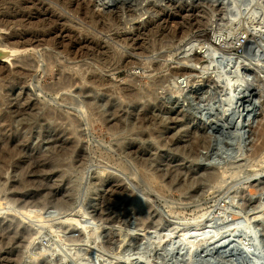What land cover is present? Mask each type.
<instances>
[{
  "label": "rangeland",
  "instance_id": "1",
  "mask_svg": "<svg viewBox=\"0 0 264 264\" xmlns=\"http://www.w3.org/2000/svg\"><path fill=\"white\" fill-rule=\"evenodd\" d=\"M36 1L39 2L38 3L39 5L37 4L36 7L29 6L30 8L24 10L26 13H29V15H27V18H24L22 20L25 21L23 22L25 25L33 24V26L31 28H25L24 26H13V28L11 27L10 30L8 31L0 32V41L3 40L4 36H8L9 35L8 33H12V32L29 37V35L40 36L41 33H42L41 35H43L44 34L43 31L46 30V34H44V36L46 35L51 36L50 40H54L57 49H51V48L49 49L47 46H45V47H37V49L35 50L29 48L28 51L23 52L21 50H23L24 48H20V52L22 54L20 53L14 54V56L10 58L11 61H9V63L8 62L1 63L2 59L0 58V86L3 87L2 91H0V96H1L0 98L1 101L3 102L2 110L9 113L15 111L14 114H16L17 109H19V111H22L25 109V107L28 104H31L32 102L37 105L36 112H38L39 114H41L42 112H54V109L59 108L58 110L59 111L61 110L62 113L69 114L71 118L75 117L76 120L75 124L77 128L75 130L73 127H71L73 125L71 126L69 124H67L68 126H66L65 124L63 125V123L62 124L60 123L61 122L60 120L57 121L52 120L53 121L52 123L49 120L46 121L47 123L46 122L41 123L34 120L27 121V118L31 116L28 113H26L24 117L22 116L14 117L16 122L14 124V127L16 128L18 126L19 130L23 132V135H21V137L13 136L10 137V139L15 140L16 137L17 140L20 141L21 143L25 142V145L27 144L26 146H28V150L25 154H22V156L20 157L16 156L18 160L15 159L16 157L10 158V160L9 158L5 159L7 162H9V165L7 166V168L3 167L0 169V171L5 170L0 173L1 174L0 175L1 177L0 178L1 181L0 182L1 183L0 184V235H3L5 233L7 234L9 232L8 234H10V237L12 238L13 236L16 237L15 238L16 241V239L21 237V235H23L22 233H24L25 239L23 241L18 242L19 244L22 242V244H20L22 246H19V244L17 245L13 241L10 242V245L5 244L2 248L0 247V252L5 254V258L3 260L4 262L1 261L0 263L1 264H7V263L8 264H23V263L24 264H57V263L69 264L70 262H72L70 264L73 263L74 264H78V263L79 264L80 263L81 264L84 263L85 264L88 263L129 264L130 262H133L134 260L138 259L139 261L138 260L137 262L134 261V264H139V263L180 264L181 262H182L181 264H185L186 262L188 264H192L193 263L192 261H194V259L190 256V254H188L187 256L186 254L187 246L185 247V249L184 246L183 248L180 247L181 249L180 251L179 247L174 248L175 246H172L169 243L170 241H168V244L170 245V250L172 247H173L172 249H174L170 251L171 255L170 252L166 251L167 246L166 247L164 246L162 250L157 245L156 246L152 245V247L150 246L149 247L152 248L151 250L154 252V253L152 252L153 253L152 255L154 257H149L150 258L149 259L147 256L145 257L140 256V254L142 253L141 251L144 250L145 248L142 249V246H140L139 248L140 250H137V248L135 250L136 246L134 247V245H136L135 244L136 237L142 236L144 232H149L148 233L149 236H152L151 233L153 232H151L152 230H149L150 229L149 227L145 228L139 226L138 224L141 220H144L145 218H147V222L149 223H151L152 221L154 222L157 221V223L159 222L160 226L163 227L164 225L166 226L164 227V230L167 231L169 230L168 233L172 230L173 234H175L173 237L175 238V236H177V234L181 230H184L183 228L188 227V225L189 226L193 225V223H195L197 220L199 221L200 218L199 216H201L204 212L209 211L207 219L204 222L206 223V225H202V228L199 229L200 231L199 233L203 235L202 237L204 238L203 241L204 244L202 243L201 245L198 244L194 246L190 241L191 239H187L188 246L190 247V249L198 248L199 250L197 258L199 260L201 259V261L196 260L197 259L196 258L195 261H198L197 264H203V263L216 264L217 262H218L217 264H221V263L264 264V260H263L264 259V247H263L264 246V231H263L264 230L263 228L264 194L261 195V193H264L263 191L264 186L262 187V185L264 184V165H263L264 162L262 161L264 159V154L261 161L260 158H257L259 159L258 162L257 159L254 161L250 160V159H254L252 156L251 157L246 156L251 154L253 155V150H255L256 147L259 148L258 146L262 145L260 143L261 142L263 143V140L262 138L257 136L258 134H254V133L249 134V137L246 138L247 141H245V143L247 144L245 150L240 151V149H243L242 145L244 143V140H246L245 137L244 138L242 137V143H241L242 145L240 143H236L233 140V138L232 139L229 138L231 135L230 133L235 132L232 130L229 123L228 124L223 122L214 123L216 118L215 116H217V114L219 113L220 107L222 112L224 110L223 104L220 103L221 100L224 98L223 96L225 95V93L227 94L226 92L227 90L226 88H224V85L221 86V84L223 83L222 82L223 78L224 80L225 78H230L231 79L230 82H233V84H235L234 82H236L235 79L236 75L233 74L235 70L234 67L235 65L233 64L236 63L237 61L240 62L241 59L251 60V57L249 58L248 56L249 55L252 56L254 55V53L256 54L257 52L256 47L253 49L256 51L253 50H252L253 52L247 51L245 47L248 40L255 39L258 43L260 42L262 43L263 46L261 45V43L260 45L258 44V46H262L259 47V49L262 51V55L260 56V59L263 58L262 67L264 68V50H263L264 49V0H210V1L194 0L191 3L188 2L184 3V1H179V0H137V1L134 0V2L133 0L132 1L119 0L115 4L109 7L107 6L106 8L101 7V5L98 6L95 3V0L94 1L92 0V2L90 0H44V2L43 0L41 1L36 0ZM17 2L18 0H0V11L4 12L12 7L18 9ZM25 7L26 5H24L23 8ZM42 12L44 15L42 14ZM45 13H49L53 18L50 19L45 15ZM63 16L67 17L68 19L67 18L64 19ZM55 17H57L59 21L53 22L52 19L55 20ZM64 20H66L67 22H64ZM101 22L103 25H101ZM50 23L52 24L53 27L50 26L51 25ZM114 23L115 24L117 23L116 24L117 26ZM104 28H106V30H103ZM47 30L49 31L50 34L48 33ZM50 30L53 32H50ZM248 31L249 34L244 33ZM86 33L88 34L89 39L93 38V40L95 39V41H99V44L102 45V49L110 48V50H108L110 53L114 52V54L116 55L117 53H119L117 56L120 58V62L122 63H119L118 64L119 66L115 67L117 63L110 62L109 64L106 65L108 66V69L106 66H102L103 68L101 69H103V71L102 70L100 71L97 68L98 69L97 71H95L96 69H93L94 71L93 73L92 68H95L96 66L95 59L93 58H99L100 52L96 54L91 52L93 54L89 55L91 54L90 51H88L90 49H87V45L84 44L85 43L84 37H87ZM42 39L43 37L35 38L32 44L34 46L35 44L38 45L37 43H39ZM185 41L186 43H184ZM195 42L197 45V46L195 45L194 47L195 50L196 48H198V46L200 47V45H198L199 43L201 44V47L204 48L203 50L204 53L201 55L202 58L200 57L199 66H201V68L210 67L213 60L215 63L213 64L211 69L209 68V73L204 75L205 78L203 79L202 83L204 84L206 83L207 85L203 84L204 85L203 86L201 85V83L200 84L198 83V81L201 80L199 78L203 77V75L201 76L200 74H198L199 77H197L198 75L196 76L193 74L194 76L197 77V78L194 77L195 82H197L198 84L196 85V88H199L201 93V94L199 93L197 96L191 95L188 89L184 88L185 85L183 84H182V87L184 88L183 93L181 94L180 92L179 93L176 92L175 90L176 87L178 89V86H181V84H178L177 86L174 83L173 79H171L175 71V68L177 70V68L180 67L181 65L185 67L187 65L189 66L190 63H187V60L189 59V55L193 56V53L195 54V50L193 49L194 52L192 51L189 53H185V51L186 49H188L189 44L191 43L195 44ZM72 43H74V46H72ZM105 43L106 45H104ZM108 45H111V47L113 46L114 48H111L110 46L108 47ZM49 53L55 56L57 55L56 58L57 66L54 68L55 73L49 72L51 75L53 74L52 76H50V74L47 73L48 71L45 66L46 62L44 61V59L49 56L48 55ZM32 56L37 58V60L39 61L38 64L40 66L37 67L38 64L37 65L34 64L33 65L34 68L31 69L32 74L31 76H29L25 74L24 72L25 69L22 66H20V63L24 61L25 58L28 59L29 61L36 62V60H33ZM121 56L124 57L122 58ZM89 57L92 58L90 59ZM137 62L139 64H137ZM185 62L187 63V65ZM92 63H94V65H92ZM150 63H152L151 65L154 68L150 66ZM246 64H248V62ZM158 65L161 66L159 68L160 70L158 69ZM61 66H63V68ZM112 67L115 68L113 69ZM253 68L254 69H252L253 71L252 75H254L253 78L255 81L256 79L258 80L256 83L259 84L258 91L260 90L261 92V88L264 87L263 85L264 69L261 68L260 65L258 66L257 69L256 67ZM90 69L92 72L90 71ZM116 69L117 71H115ZM255 69L257 71H262V73L257 72ZM150 71L151 73L149 74ZM61 72L63 73L62 75ZM80 72L81 73L84 72V75L86 76L89 75V77L92 73L93 74L99 73L98 75L103 76L105 80L108 78L107 79L108 85L102 87L101 91L99 90L100 88L97 91L93 90V87H90V85L92 86V84L88 80L89 77L84 76L83 73L80 74ZM78 73L79 76L77 75ZM228 74L230 76H228ZM150 75L152 76V79ZM81 76H84L85 79H83ZM217 76L221 79H219ZM211 77H213V79ZM64 78L65 81L68 83H65V81H63ZM217 78L219 79V81ZM18 79L19 81H21V83H23V85L18 81ZM84 80L87 81V83H89L90 85L87 84ZM154 80L156 81L157 84H154L155 83ZM182 80L183 77H181L178 82L181 83ZM59 81L61 84L59 83ZM63 83L64 85H62ZM111 83L113 85H115L116 83L115 85L116 88H114L115 86L111 85ZM151 83L153 87L150 90L149 86ZM218 83H220V85ZM172 84H173V88H171ZM125 85L128 87H132L133 89L135 88L136 91L138 90L139 97L137 100L141 99V101L138 102L136 101V103H138L137 106L136 103H134V101H132L131 99L129 100L123 99L125 100L126 103H123V101L119 100L121 99L118 98L119 97L118 94L120 92L119 89L126 87ZM108 87L111 88L108 89L111 92L106 91ZM204 87H206V89ZM210 87L213 88L209 90ZM91 88L93 91L91 90ZM103 88H105V90H103ZM145 89L148 90L146 91ZM52 90L54 91V93L51 92ZM114 90H116L115 91L116 94L114 95L113 93L114 96L112 95L110 96V94H112V91L114 92ZM143 90L144 92L142 93ZM153 90H155L153 92L154 97L152 94ZM145 91L146 93H148V95L145 93ZM93 92L95 95L92 94ZM217 92L219 95H217ZM219 92L224 95L221 96ZM243 92H242V96L245 97V99L243 100L244 106H246L248 101L254 100L252 101V103H254L256 99H258L256 97L255 98L248 97L249 95L247 91H243ZM262 92L260 93L262 95L261 97L262 101L261 99H259V102L256 101V103L257 102L260 103V105L262 106V110H260L261 111L260 113L259 111H257L259 108L257 106L258 104L257 103L255 106V110L258 113L251 122H253L252 124H254L253 126L254 129L256 128L257 131L259 130L264 132V114H262L264 113V108H263L264 90ZM213 93L214 95L215 94L216 95L214 96ZM107 94H109V96ZM149 94L150 96H152V98L149 96ZM208 95L212 97L218 96V99L216 98L218 101L215 100L218 103L216 102L211 103L207 101ZM67 96L68 98L70 97L69 99L72 98H73L72 100L76 99L77 102L79 103L87 102L89 99L95 96L101 98V101L105 100L104 102L108 100L111 101L113 99L115 100L118 99L119 100L118 105L124 104L123 106H127V107H128L127 101L128 102L132 101L131 103H133L132 106L134 105V107H131L130 105L131 103L129 102L128 108L131 109V111L134 110L133 111L134 114H132L133 112H131V115H133L132 116L133 119H136L135 114H136V110L138 109L137 107H139L140 104L139 102H141L142 104L145 102L147 104L145 105L143 104L144 106L140 104V107L143 106L145 109L146 105L152 106V109L149 111V115L150 113H152L153 116L155 115V113H157L158 116L156 115L157 119L156 116H153L155 117V123H154V119L151 120L148 118H146L147 120H143V121H140L139 119L138 120L136 119L137 121L134 120L133 124H135V126L137 125L136 126L137 129L135 127L136 129L135 133L134 131L130 133L128 131V128L123 126L122 127L123 129L127 128L124 131L130 133L127 134L122 130V128L115 130L113 127L112 128L109 127L112 124L114 125L113 122H115L116 120L115 116L110 117L111 114L110 115L106 114V116L108 117L105 120L100 119L101 120L100 121L98 120L99 119L98 116L92 114L87 109H83V110H79V112L80 113L82 112L83 114L81 113V115L77 116V112L73 111L70 105L68 106L67 103L69 102ZM146 97L149 98L150 100L146 99ZM155 97L157 98V102L156 99L154 100ZM196 97L198 99H196ZM199 100H201V103H198ZM203 100L204 103H202ZM116 101L115 103L117 105ZM152 101H155L156 104L155 102ZM62 102L67 104V106L64 105ZM104 102H102L103 105H105ZM150 102H152L153 104L152 103L150 104ZM92 103L94 104L96 103L98 107L102 106V103L101 102L97 103V100L93 101ZM206 103L208 104L206 105ZM163 104L166 107L164 108L166 109V111L169 110L168 108L172 109V111L168 114L165 111H163L162 114L161 109H163L164 107ZM153 107L154 109L155 108L156 109L154 110ZM206 107L208 108V110L206 109ZM102 108L103 107H101V109ZM2 110L0 109V114ZM102 111H104V108L102 109ZM201 112L203 114H201ZM230 112L227 109L226 113L231 114ZM89 114H91L92 117H90L91 115ZM193 114L194 116L198 115L197 117L199 116H201L202 118L205 117V119L203 118V120L206 121V123L209 121L210 124L209 127L211 128L212 126V129L217 125L223 126L224 128L222 129L224 135L212 133L210 129L208 130V126L206 127L203 124L201 125V121H197V120L192 121ZM229 114L227 115V117H229ZM85 116L86 119L88 118V122L86 121ZM25 117H26V121L24 122L25 124L27 123L26 124L27 126L25 125L26 127L21 125V121H22L21 119ZM164 117L165 120L163 119ZM175 117L178 119H181L183 117L184 120L182 119L183 120L182 122L188 123L189 127L191 126L193 128H198L199 134H204L205 132H208L209 135L214 137V140L212 142L213 148L211 147L212 149L210 148L208 151H204L202 149L200 150V152H202L204 157H209L211 159L209 160L207 159L202 162H199L198 165L199 168L202 169L205 168V170H208L207 168L208 165L215 164L214 166H215L216 174L218 175L221 173L219 176L224 181L222 179L219 180L221 181L219 183L217 182L210 183L207 181L204 182L202 181L200 183L202 190L200 191L201 193L198 194V197L197 195L196 197L195 195H192V192L191 193L189 192L190 193L189 194L188 192L179 190L177 187L174 186L171 187L167 183L168 181L165 180L167 176L166 178L163 179V181H161L162 179L160 178H159L160 180L157 179V176H161L163 174L167 175V173L170 174V172L172 173L175 172L173 175L175 174L177 175L178 169H180L181 171L188 170L191 172L193 171V168H195L197 165L196 162H191L192 158H186L185 152L182 154V152L180 151V147L183 148L184 146H188L192 143V141H190L189 136L181 140L179 148L177 146H172V144L169 143V141L171 140L176 141L182 130L181 127L175 128V126L171 127L170 129L166 128L169 124H171V121ZM247 117L248 115L246 116V124H247ZM159 118L161 121L164 122V124L163 122L161 124V121L158 120ZM107 119L109 120L106 121ZM81 120L82 122H80ZM90 120L92 121L93 124H90L89 126V122H91ZM102 121H105V123ZM136 122L137 123L139 122V124H137ZM142 122L144 123V127ZM30 123L32 125H30ZM153 123L154 125L155 124L156 125L154 126ZM59 124H61V126H63L64 129L66 128L67 131H69L67 127L69 128L71 127L72 129L70 130H75L74 135H69L71 138L66 136L61 139L62 142L64 141V143L67 144L71 140H73L77 143V146L81 145L76 148L78 149L82 148V149H80V151L76 149L75 151L76 154L74 153L69 156L66 155L62 156L61 154L60 155L56 154L54 155L53 157L54 160H53L50 157L53 155L50 151V145L52 142L58 140L57 138H59L57 137V132L58 129L62 128L59 127L60 126ZM133 124H131L132 127H134ZM1 127L2 126H0V128ZM138 127L139 130L141 127H143L141 128L140 132H138L139 131ZM54 128H57L56 134L55 132H53ZM146 128L149 129L146 130ZM248 129L249 128L246 127V130ZM242 130L243 129H241V131ZM111 131H114V133H111ZM143 131L144 133H142ZM150 131L153 135L150 133ZM79 133L80 135H78ZM118 133H121V135L120 134L118 135ZM145 134L148 135L149 139L147 137V139L144 138L145 140L144 139L141 140L140 138L135 137L136 135L137 136L141 135L143 137ZM154 134L156 136L158 135L157 138L155 137ZM150 135L152 137H150ZM159 135H161L160 140H158ZM127 136H130L131 138ZM19 138L22 139L19 140ZM51 138L52 139L54 138L56 140L54 139L52 140ZM66 138L68 141L65 140ZM78 138L80 139L78 140ZM131 139L134 142L133 144L136 143L137 145L140 143L139 145L140 146L142 145L141 146L142 149L145 148L144 150H149L151 152L149 156H146V160L147 159L149 160H147L144 165H142L141 162L137 163L138 162L137 160H136L137 162H135L134 160L129 159L131 157H129L130 154L128 155L127 153L130 151L131 145L129 144L130 141L132 142ZM117 140L119 143L116 142ZM121 141L124 142V144ZM162 141L164 142V144H166L165 142H167L166 145L167 147L164 146V148H161L163 147ZM48 142L50 143V145ZM29 144H31L30 146H32L34 149L30 147ZM126 144L128 147L126 146ZM119 148H121L120 149L121 151L119 150ZM119 151L122 154H120ZM49 152L52 155L49 154ZM79 152L85 158H82ZM242 153L243 155L245 154V156L242 155L243 158L241 156ZM39 155L41 156L42 160L43 159L45 160L42 161L41 158L38 157ZM32 157L35 158L33 159ZM46 157L48 159H46ZM126 157L131 161L127 160ZM76 158H79L82 162L79 159L76 160ZM62 159H64L65 161ZM245 159H247V162L250 161L248 162L249 164L246 162ZM47 160H51V161L48 162ZM72 160L73 163H70V161L72 162ZM38 161L42 165H40ZM14 162H16V164ZM44 162L45 164L48 163V165L47 164L44 165ZM234 162L237 163L238 167L237 165L235 166L236 163L234 164ZM238 162L239 163L242 162L241 163L242 165L239 166L240 164H238ZM259 162L263 164L261 165ZM33 163H36L38 165V169H34L36 168L37 165ZM69 163L73 165L70 166ZM77 163L79 165L82 163L83 166L82 165H80L81 167L76 166L78 165ZM243 163L244 164L246 163V165H244ZM247 164L250 167H248ZM140 165L143 166L144 168L141 167ZM147 165L150 166V168ZM232 165L235 170L239 169L240 167V170H237L239 171L238 173H236L235 171L236 173L235 174L233 169L229 170L230 168H232ZM39 168L43 170H40ZM22 169L24 172L21 171ZM212 170L213 169H210L207 172H211ZM22 172L24 173L23 175ZM229 172L230 175L227 174ZM201 173H203V171ZM222 174H224L225 176H222ZM22 177L24 182L21 183L20 181ZM136 177H140V178L136 179ZM231 177L234 178L232 179ZM25 180L27 181V183ZM194 180L195 179L191 180L190 182L192 183ZM207 184L210 187H207L206 186ZM220 184L221 186H219ZM250 185H252V187ZM203 186H205L207 189L210 188L211 192L209 191L207 192V194L204 193L205 191H207V189L204 188ZM255 186H259L262 188H260V190L257 191L256 190L257 187ZM217 187L218 189L220 187L222 188L218 190ZM259 187L257 189H259ZM125 188H126V192L124 191ZM195 188H197L196 185H194L192 190H194ZM203 189L206 190L203 191ZM250 190L251 191L253 190L252 192L255 194L254 197L249 196L250 194L247 193ZM246 193L248 194V196ZM242 194L244 197L245 196L249 198L251 197L252 202H255L253 204V206L255 205L254 206L255 208L253 206H247L245 204L246 197L245 199H243L244 197L242 196ZM236 195L238 196L240 195V197L241 196L242 197L239 199V197H236ZM62 200H67V202L65 201L64 204ZM237 200L238 201L241 200V201L238 202ZM242 201H244V203ZM140 205H143L144 207L138 208ZM168 205L170 206L168 207ZM245 206H247L248 208ZM122 209L123 210L125 209L124 212L122 211ZM119 216H121V218ZM158 216L159 218H157ZM191 219L193 220L191 221ZM212 219H214L215 221H217L218 219V222L220 221L221 223L220 222L216 223L214 227L207 229V227L209 226V222L212 223L214 222V220ZM236 220H241V222L238 224V227H241L242 231L240 234L241 235L240 241L235 242V245L236 247L237 245H239V247L242 249H244L245 247L246 248L245 254L238 257L237 251L236 253H234L235 251H228L223 257L221 256L223 258L222 259L221 257L214 255L213 250L214 251L216 250L215 247L217 248V246L220 244L222 240L231 237L230 234L236 225ZM232 221L233 223H230ZM108 224L110 225L109 226L110 228H108ZM218 224L219 226H217ZM231 224H233L234 226ZM259 225L260 226L262 225L261 228L259 227ZM77 226L79 228H77ZM220 229L222 232L221 231L219 232ZM215 231H218L219 233ZM228 231L230 233H228ZM25 232L27 234H25ZM105 232L108 235L107 234L105 235ZM157 232L158 231L155 230L153 234ZM161 233L162 232H158V234ZM221 233L222 235H220ZM16 234L18 235L16 236ZM217 234L219 235L218 237ZM70 237L72 238L70 239ZM81 238H83L84 240H82ZM106 238L109 240L107 241ZM67 240L69 242H66ZM76 240H78V242ZM167 240H171V239L170 238L168 239L167 237ZM109 241L111 243L110 245H109ZM105 242H107L108 244ZM29 243H31L32 246L31 245L29 246ZM26 244L28 245L27 247ZM205 245L209 247L207 248L205 247ZM104 246L107 247L104 248ZM70 247H72V249ZM239 247H237V249ZM124 248L126 249V251H124L125 250ZM146 250L147 249H145L144 251ZM72 252L73 254H71ZM181 252L182 253L185 252L186 255H184L183 253L184 255L183 256ZM118 253H120L121 255H119ZM159 253H162V255L164 254L165 258L164 256L162 257V255H160ZM167 253L169 254V256ZM261 253H263V255ZM74 254L75 256L72 257ZM179 254L181 257L179 256ZM101 255L102 257H100ZM258 255H262V258ZM79 256L80 257L82 256L81 257L82 260ZM182 256L183 259L185 258V260L186 259L187 260L184 261L182 259ZM258 257L260 259H256ZM78 258L80 261L78 260ZM161 258H163L164 260L163 259L161 260ZM224 258H227V260H225ZM228 258H229V262H228ZM56 259L57 260L59 259V261H56ZM181 259L183 261L180 262ZM225 261L227 263H224Z\"/></svg>",
  "mask_w": 264,
  "mask_h": 264
},
{
  "label": "bare ground",
  "instance_id": "2",
  "mask_svg": "<svg viewBox=\"0 0 264 264\" xmlns=\"http://www.w3.org/2000/svg\"><path fill=\"white\" fill-rule=\"evenodd\" d=\"M41 1V0H40ZM91 2H92V0H90ZM94 1V0H93ZM117 1H119V0H95V3L98 5V6H100L101 5V7H103V8H106L107 6L109 7V6H111V5H113V4H115ZM123 1V0H122ZM121 1V2H122ZM132 1V0H131ZM137 1V0H136ZM179 1H184V3L185 2H188V3H191V2H193L194 0H179ZM178 1V2H179ZM202 1H210V0H202ZM24 2V3H23ZM43 2H44V0H43ZM42 2V3H43ZM133 2H134V0H133ZM39 2L38 1H36V0H18V2H17V7H18V9H16V8H14V7H12V8H9L7 11H0V32H4V31H8V30H10V28L12 27L13 28V26H24L25 28H31L32 26H33V24L31 25V24H29V25H25L23 22H25V21H22L24 18H27V15H29V13H26L24 10H27L28 8H30L29 6H34V7H36L37 6V4H38ZM125 3V2H124ZM126 3H127V1H126ZM128 3H131V2H128ZM16 5V4H15ZM24 5H26V7L25 8H23L24 7ZM39 5V4H38ZM120 5V4H119ZM126 6V5H125ZM129 7V6H128ZM33 8V7H32ZM34 9H36V8H34ZM120 11H121V9H120ZM27 12H29V11H27ZM38 13V12H37ZM39 14V13H38ZM40 14H41V12H40ZM42 14H43V12H42ZM44 15V14H43ZM45 15L47 16V17H49L50 19L51 18H53L49 13H45ZM64 15V14H63ZM55 16V15H54ZM94 16V15H93ZM44 17V16H43ZM64 17V16H63ZM110 17V16H109ZM120 17V16H119ZM46 18V17H45ZM59 18V17H58ZM67 17H64V19H66ZM97 18V17H96ZM111 18V17H110ZM62 19V18H61ZM68 19V18H67ZM118 19V18H117ZM63 20V19H62ZM30 21V20H29ZM40 21H43V20H40ZM52 21L54 22V21H59L58 19H57V17H55V20H53L52 19ZM114 21V20H113ZM116 21V20H115ZM32 22V21H31ZM64 22H67L66 20H64ZM93 22V21H92ZM117 22V21H116ZM56 23V22H55ZM109 23V22H108ZM24 24V25H23ZM49 24V23H48ZM51 24V23H50ZM71 24V23H70ZM110 24V23H109ZM115 24V23H114ZM117 24V23H116ZM115 24V25H116ZM74 25V24H73ZM72 25V26H73ZM101 25H103L102 24V22H101ZM111 25H112V23H111ZM110 25V26H111ZM114 25V26H115ZM50 26H52V24L50 25ZM105 26V25H104ZM117 26V25H116ZM115 26V27H116ZM118 26H119V24H118ZM42 27H43V25H42ZM53 27V26H52ZM108 27H109V25H108ZM56 28V27H55ZM139 28H141V27H139ZM149 28V27H148ZM254 28V27H253ZM20 29H22V28H20ZM52 29V28H51ZM100 29V28H99ZM18 30H19V28H18ZM34 30V29H33ZM102 30V29H101ZM100 30V31H101ZM103 30H106V28H104ZM251 30H253V29H251ZM13 31V30H12ZM48 31V30H47ZM35 32V31H34ZM50 32H53V31H51L50 30ZM54 32H55V29H54ZM137 32V31H136ZM22 33V32H21ZM37 33H39V32H37ZM41 33V32H40ZM43 33L44 34H46V30L45 31H43ZM48 33H49V31H48ZM70 33V32H69ZM146 33V32H145ZM244 33H247V34H249V31L248 32H244ZM9 35L8 36H4L3 37V40L2 41H0V58L2 59V61H1V63H9V61H11L10 60V58L11 57H13L14 56V54H17V53H20V54H22L21 52H20V48H24L23 50H21V51H23V52H25V51H28L29 50V48L30 49H33V50H35V49H37V47H45V46H47L49 49L51 48V49H57V46H56V44H55V42H54V40H50V37L51 36H48V35H46V36H44V34L43 35H41L40 34V36L39 35H29V37H26V36H24V35H22V34H16V33H8ZM50 34V33H49ZM52 34V33H51ZM55 34V33H54ZM57 34V33H56ZM87 34V33H86ZM142 34V33H141ZM141 34H138V35H141ZM252 34V33H251ZM58 35V34H57ZM93 35V34H92ZM143 35V34H142ZM85 36V35H84ZM137 36V35H136ZM214 36V35H213ZM220 36V35H219ZM38 37H43V39L39 42V43H37L38 45H36L35 44V46L32 44L33 42H34V39L35 38H38ZM207 37V36H206ZM54 38V37H53ZM85 38V43L84 44H86L87 45V49H90V50H88V51H90V53L91 52H93L94 54H96V53H98V52H100V57L99 58H93V59H95V62H96V66H95V68H92V71H93V69H96L95 71H97L98 69L101 71H103V69H101V68H103L102 66H106L107 64H109L110 62H116L117 63V65H115V67L116 66H119L118 64L119 63H122V62H120V58L117 56L119 53H117V55L116 54H114V52L113 53H110L108 50H110V48L108 49H105V48H103L102 49V45H100L99 44V41H95V39L93 40V38L91 39H89L88 38V34H87V37H84ZM95 38H96V36H95ZM131 38V37H130ZM137 38V37H136ZM247 38V37H246ZM55 39V38H54ZM77 40V39H76ZM125 40V39H124ZM193 41V40H192ZM129 42V41H128ZM179 42H181V41H179ZM188 42V41H187ZM184 43H186V41L184 42ZM189 43H190V41H189ZM213 43V42H212ZM217 43V42H216ZM261 43V42H260ZM260 43H258L255 39H252V40H248V42H247V44H246V49H247V51H250V52H253V51H256V50H253L255 47H256V49H257V52H256V54L254 53V55H252V56H250L249 54H246V55H249L248 57L250 58L251 57V60H240V62H236V63H234L233 65H235L234 67H235V70H234V75H236V82H234L235 84H233V82H230V78H225V80H224V78H223V83L221 84V86L222 85H224V88H226V92H227V94L225 93V95L224 94H221L220 92V94H221V96L222 95H224L223 97V99L221 100V102L220 103H222L223 104V106H224V110H223V112L221 111V107H220V110H219V108H218V110H219V113L217 114V116H215L214 118H215V122L214 123H218V122H223V123H229L228 121H229V118L227 117V115L229 114H227L226 113V111H227V109H228V111L232 114L231 116H232V119H236L237 118V120H238V122L240 123V125L242 126L241 127V129H243L242 131L240 130L239 132H240V134H241V137H245V139L246 138H248L249 137V134H258L257 136L258 137H260V138H262V140H263V143L261 142L260 144H262L261 146H258L259 148H257L256 147V149L255 150H253V155H255V156H253L252 154L251 155H246V156H252L254 159H250V160H252V161H254V160H256L257 158H260V161H261V159H262V157H263V154H264V132H262V131H257L256 130V128L254 129L253 128V126H254V124H252L253 122H251L253 119H254V117H256V115H257V111H259V113L261 112L260 110H262V106L260 105V103H258L259 102V99H261V97H262V95L260 94L264 89V87H262L261 88V92H260V90L258 91V89H259V84H257L256 82L258 81L257 79H256V81L254 80V78H253V76L254 75H252L253 74V71H252V69H254L253 67H256V69L258 68V66L260 65L261 66V68H263L262 66H263V62H262V59H260V56L262 55V51L259 49V47H262L263 45H262V43H261V45L262 46H258V44L260 45ZM126 44V43H125ZM128 44V43H127ZM133 44V43H132ZM153 44V43H152ZM188 44V43H187ZM222 44V43H221ZM71 45V44H70ZM104 45H106V43L104 44ZM186 45V44H185ZM195 45H196V42H195V44L194 43H191V44H189V46H188V49H186V51H185V53H189V52H192L193 51V49H194V47H195ZM198 45H200V47L198 46V48H196V50H195V54L193 53V56H190L189 55V59L187 60V63H190L189 64V66L187 65V63H186V67L185 66H180V67H178L177 68V70H176V68H175V71H174V73H173V76L171 77V79H173V81H174V83L178 86V84H181V86H178V89H177V87H176V92H180L181 94L183 93V91H184V88H186V89H188V91H189V93L191 94V95H198L199 93H200V89L199 88H196V85H198L197 84V82H195V78L194 77H196L198 74H200L201 76L203 75V77H200L199 79H201V80H199L198 81V83L200 84L201 83V85H203L204 83H202L203 82V79L205 78V76L204 75H206L207 73H209V68L211 69L212 68V66H213V64H215L214 63V60L212 61V64H211V66L210 67H203V68H201V66H199V63H200V57H201V55L204 53V48L203 47H201V44L199 43ZM72 46H74V43H72ZM111 47V45H108V47ZM153 46V45H152ZM197 46V45H196ZM208 46V45H207ZM206 46V47H207ZM68 47V46H67ZM85 47V46H84ZM135 47V46H134ZM154 47H155V44H154ZM187 47V46H186ZM185 47V48H186ZM73 48V47H72ZM111 48H114L113 46L111 47ZM137 48V47H136ZM262 49V48H261ZM32 50V51H33ZM116 50V49H115ZM147 50V49H146ZM253 50V51H252ZM259 50V51H258ZM264 50V49H263ZM112 51V50H111ZM215 51V50H214ZM36 52V51H35ZM87 52V51H86ZM120 52V51H119ZM194 52V51H193ZM206 52V51H205ZM69 53V52H68ZM93 53H91V54H89V55H92ZM212 53H213V51H212ZM218 53H219V51H218ZM34 54V53H33ZM38 54V53H37ZM121 54V53H120ZM251 54H253V53H251ZM49 56L48 57H46L45 59H44V61L46 62V64H45V66H46V69H47V73L48 74H50V73H53L55 70H54V68L57 66L56 64V62H57V60H56V58H57V55L55 56V55H53V54H48ZM88 55V54H87ZM214 55H215V53H214ZM216 55H217V53H216ZM31 56V55H30ZM95 56V55H94ZM33 57V56H32ZM122 57V56H121ZM124 57V56H123ZM122 57V58H123ZM211 57H213V56H211ZM263 57V56H262ZM88 58V57H87ZM90 58V57H89ZM92 58V57H91ZM90 58V59H91ZM188 58V57H187ZM186 58V59H187ZM202 58V57H201ZM18 59H20V58H18ZM185 59V58H184ZM245 59H246V57H245ZM33 60H36V62H34V61H29L28 59H24V61H22L21 63H20V66H22L25 70H24V72H25V74L26 75H29V76H31V69L32 68H34V64L35 65H37L38 63H39V61L37 60V58L36 57H33ZM124 60V59H123ZM122 60V61H123ZM126 60V59H125ZM129 60V59H128ZM94 61V60H93ZM184 61V60H183ZM127 62H129V61H127ZM136 62V61H135ZM178 62H180V61H178ZM182 62V61H181ZM248 62V64H246ZM130 63H131V61H130ZM244 63H245V65H244ZM19 64V63H18ZM40 64H42V63H40ZM112 64V63H111ZM124 64V63H123ZM126 64V63H125ZM134 64V63H133ZM137 64H139L138 62H137ZM152 63H150V66H152L151 65ZM154 64V63H153ZM181 64V63H180ZM92 65H94V63H92ZM121 65V64H120ZM127 65H128V63H127ZM130 65V64H129ZM155 65V64H154ZM178 65V64H177ZM40 65L38 64V66L37 67H39ZM110 66V65H109ZM147 66H149V65H147ZM156 66V65H155ZM59 67V66H58ZM62 68H63V66H61ZM89 67V66H88ZM90 67H91V64H90ZM107 67V69H108V66H106ZM114 67V68H115ZM124 67H126V66H124ZM153 67V66H152ZM161 66L160 65H158V69L160 68ZM42 68V67H41ZM61 68V69H62ZM98 68V69H97ZM113 68V67H112ZM113 68V69H114ZM122 68V67H121ZM147 68V67H146ZM149 68H151V67H149ZM154 68V67H153ZM153 68H152V70H153ZM233 68V67H232ZM27 69V70H26ZM35 69H37V68H35ZM58 69V68H57ZM86 69H88V68H86ZM110 69V68H109ZM119 69V68H118ZM124 69H126V68H124ZM132 69H133V67H132ZM135 69V68H134ZM148 69V68H147ZM255 69V70H256ZM260 69V68H259ZM264 69V68H263ZM59 70V69H58ZM105 70V69H104ZM149 70H151V69H149ZM160 70V69H159ZM43 71V70H42ZM46 71V70H45ZM90 71H91V69H90ZM91 71V72H92ZM108 71V70H107ZM114 71V70H113ZM115 71H117V69L115 70ZM114 71V72H115ZM121 71V70H120ZM257 71V70H256ZM20 72V71H19ZM50 72V73H49ZM105 72V71H104ZM155 72V71H154ZM153 72V73H154ZM255 72V71H254ZM257 72H261L262 73V71H257ZM257 72H256V74H257ZM55 73V72H54ZM75 73V72H74ZM83 73V75H84V72H82ZM81 72H80V74H82ZM89 73V72H88ZM93 73H94V71H93ZM91 74L90 75V77H89V75H87L88 77H89V82L92 84V86L89 84V83H87V81H85L87 84H89L90 85V87H93V90H98L99 88V90L101 91V89H102V87H104V86H106V85H108L107 84V79L105 80V78L103 77V76H100V75H98V74ZM101 73V72H100ZM106 73V72H105ZM109 73V72H108ZM113 73V72H112ZM112 73H111V76H112ZM146 73V72H145ZM148 73V72H147ZM151 73V71L149 72V74ZM24 74V75H25ZM63 73L61 72V75H62ZM90 74V73H89ZM155 74V73H154ZM158 74V73H157ZM196 75V76H194V75ZM231 74V73H230ZM19 75V74H18ZM24 75H22V76H24ZM53 75V74H52ZM51 74H50V76H52ZM76 75V74H75ZM78 76H79V73L77 74ZM84 76H86V75H84ZM84 76H81L83 79H85L84 78ZM86 76V77H87ZM105 76V75H104ZM151 76V75H150ZM227 76V75H226ZM228 76H230L229 74H228ZM227 76V77H228ZM256 76V75H255ZM19 77V76H18ZM181 77H183V80H182V82L181 83H179L178 81H179V79L181 78ZM197 77H199V75L197 76ZM196 77V78H197ZM207 77V76H206ZM218 77V76H217ZM66 78V77H65ZM65 78H64V80L63 81H65ZM78 78V77H77ZM154 78V77H153ZM157 78V77H156ZM212 79H213V77H211ZM219 78V77H218ZM217 78V79H218ZM69 79V78H68ZM110 79V78H109ZM151 79H152V76H151ZM170 79V80H171ZM214 79H215V76H214ZM219 79H221V78H219ZM219 79H218V81H219ZM74 80V79H73ZM80 80H82V79H80ZM158 80V79H157ZM170 80H169V83H170ZM197 80V79H196ZM18 81H19V79H18ZM62 81V82H63ZM76 81H78V80H76ZM152 81V80H151ZM166 81H168V80H166ZM172 81V82H173ZM181 81V80H180ZM212 81V80H211ZM235 81V80H234ZM20 83H21V81H19ZM18 82V83H19ZM155 82V83H154ZM154 84H157L156 83V81L154 80ZM210 82V81H209ZM209 82H208V84H209ZM213 82H214V80H213ZM260 82V81H259ZM19 83V84H20ZM59 83H60V81H59ZM65 83H68V82H66L65 81ZM76 83V82H75ZM85 83V84H86ZM110 83V82H109ZM132 83H133V81H132ZM131 83V84H132ZM136 83V82H135ZM173 83V84H174ZM262 83V82H261ZM22 85H23V83H21ZM61 84V83H60ZM70 84V83H69ZM68 84V85H69ZM77 84V83H76ZM129 84V83H128ZM137 84V83H136ZM135 84V85H136ZM173 84H172V87L171 88H173ZM182 84L183 85H185L184 86V88L182 87ZM206 84V83H205ZM204 84V85H205ZM219 85H220V83H218ZM218 84H217V86H218ZM62 85H64V83L62 84ZM111 85H113L112 83H111ZM115 85H116V83H115ZM115 85H113V86H115ZM130 85V84H129ZM203 85V86H204ZM207 85V84H206ZM211 85V84H210ZM264 85V84H263ZM262 85V86H263ZM5 86V85H4ZM55 86V85H54ZM126 86V85H125ZM200 86V85H199ZM216 86V87H217ZM42 87V86H41ZM59 87V86H58ZM111 87V86H110ZM110 87H108L107 88V90L106 91H108V92H111L110 90H108ZM121 87V86H120ZM123 87V86H122ZM150 90H151V88L153 87V85H152V83L150 84ZM155 87V86H154ZM220 87V86H219ZM44 88V87H43ZM42 88V89H43ZM62 88V87H61ZM61 88H60V90H61ZM114 88H116V86L114 87ZM205 89H206V87H204ZM203 88V89H204ZM213 88V87H212ZM211 87L209 88V90H211L212 89ZM2 89H3V87H1L0 86V91H2ZM111 89V88H110ZM141 89V88H140ZM139 89V90H140ZM216 89V88H215ZM215 89H213V90H215ZM263 89V90H262ZM44 90V89H43ZM91 90H92V88H91ZM92 90V91H93ZM103 90H105V88H103ZM120 90V92H119V94H118V98H121V99H119L120 101H123V103H126L125 102V100L127 99V100H129V99H131L132 101H134V103H136V101L138 102V101H141V99L140 100H137L138 99V97H139V93H138V90L136 91V89L134 88H132V87H128V86H126V87H124V88H122V89H119ZM118 90V91H119ZM146 91L148 90V89H145ZM171 90V89H170ZM178 90V91H177ZM202 90V89H201ZM223 90V91H224ZM46 91V90H45ZM44 91V92H45ZM49 91V90H48ZM115 91L116 90H114V92L112 91V94H110V96L112 95V96H114L116 93H115ZM141 91V90H140ZM146 91H145V93H146ZM155 90H153L152 91V94H153V92H154ZM174 91V90H173ZM243 91H247V93H248V97H253V98H258V99H256V101H258L257 103H256V101L254 102V103H252V101H254V100H251V101H248L247 102V104H246V106H244V102H243V100L245 99V97L244 96H242V92ZM47 92V91H46ZM51 92H53L54 93V91L52 90ZM144 92V90L142 91V93ZM175 92V93H176ZM204 92H206V91H204ZM216 92V91H215ZM41 93V92H40ZM107 93V92H106ZM113 93H114V95H113ZM170 93V92H169ZM188 93V92H187ZM244 93V92H243ZM263 93V92H262ZM45 94V93H44ZM92 94H94V92L92 93ZM147 95H148V93H146ZM171 94V93H170ZM177 94V93H176ZM201 94V93H200ZM207 94V93H206ZM46 95V94H45ZM95 95V94H94ZM108 96H109V94H107ZM172 95V94H171ZM190 95V96H191ZM213 95H214V93H213ZM216 95V94H215ZM214 95V96H215ZM217 95H219L218 94V92H217ZM89 96V95H88ZM149 96H150V94H149ZM155 96H156V94H155ZM176 96V95H175ZM203 96V95H202ZM263 96H264V94H263ZM1 97V96H0ZM46 97V96H45ZM151 98H152V96H150ZM153 97H154V94H153ZM180 97H182V96H180ZM194 97V96H193ZM200 97V96H199ZM206 97V96H205ZM204 97V98H205ZM67 98H68V96H67ZM70 98V97H69ZM68 98V102L69 103H67V101H66V103L68 104V106L70 105V107H71V109L73 110V111H75V112H77V116H79V115H81V113L79 112V110H83V109H87L89 112H91L92 114H95L96 116H98L99 117V119L98 120H100V119H102V120H105L108 116H106V114H111L110 115V117H112V116H115L116 117V120H115V122H113L114 123V125L112 126H109V127H113L115 130H118V129H120V128H122L123 126L124 127H127L128 128V131L130 132V133H132L133 131H134V133L136 132L135 130L137 129V125L135 126V124H133V122H134V120L135 121H137L138 119L140 120V121H143V120H147L146 118H148V119H151V120H153L154 119V123H155V117H153V116H156L157 115V113H155V115H153L152 116V113H150V115H149V111L152 109V106H145V109H144V105L145 104H147V103H141V102H139L140 104H142L141 106L142 107H140V104H139V107H137L138 109L136 110V119H133V115H131V112H133L134 110H132L131 111V109H129L128 107H129V102L127 101V104H128V107L127 106H123V105H118V102H119V100L118 99H113V100H111V101H106V102H104L105 100H103V101H101V98H99V97H97V96H95V97H93V98H91V99H87L88 101L87 102H83V103H79V102H77V100L76 99H74V100H72V99H69ZM218 99V96L217 97H212V96H207V101H209V102H211V103H213V102H216V101H218L217 99ZM220 98V97H219ZM4 99V98H3ZM55 99V98H54ZM123 99H125V100H123ZM144 99V98H143ZM146 99H149V98H147L146 97ZM156 99V102H157V98L155 97L154 98V100ZM196 99H198L197 97H196ZM203 99V98H202ZM27 100V99H26ZM25 100V101H26ZM28 100H29V98H28ZM66 100V99H65ZM95 100H97V103H102V102H104V104L105 105H103V103H102V106L101 107H103L104 108V111H102V109H101V107H98L97 106V104L95 105L94 103H92L93 101H95ZM150 100V99H149ZM216 100V101H215ZM115 101L117 102V105H116V103H115ZM131 101V102H132ZM246 101H247V99H246ZM261 101H262V99H261ZM30 102V101H29ZM28 102V103H29ZM130 102V103H131ZM149 102V101H148ZM152 102H155V101H152ZM152 102H150V104L152 103ZM156 102H155V104H156ZM178 102V101H177ZM176 102V103H177ZM208 102V103H209ZM25 103H27V102H25ZM33 103V102H32ZM28 104L26 107H25V109L24 110H22V111H19V109H17L16 110V114H14V112H6V111H4V110H2V106H3V102L1 101V98H0V109L2 110V112H1V114H0V126H2L1 128H0V169L1 168H7V166L9 165V162H7L5 159H7V158H9V160H10V158H14V157H16V156H22V154H25L26 152H27V150H28V146H26L25 145V142L24 143H21L20 141H18L17 140V138L15 137V140L14 139H10V137H13V136H18V137H21V135H23V132L22 131H20L19 130V128H18V126L15 128L14 127V124L16 123L15 122V118L14 117H18V116H22V117H24L25 116V114L26 113H28L29 115H31V116H29L28 118H27V121L28 120H34V121H38V122H41V123H44V122H46V121H50L51 123L53 122L52 120H54V121H57V120H60L61 122V124L63 123V125L65 124L66 126H68L67 124H69L70 126L71 125H73V126H71V127H73L75 130H76V124H75V122H76V120H75V117L74 118H71V116L69 115V114H64V113H62V111L60 112L57 108L56 109H54V112H42L41 114H39L38 112H36V104ZM63 103V102H62ZM198 103H201V100H199L198 101ZM202 103H204V100H203V102ZM208 103H206V105L208 104ZM216 103H218V102H216ZM64 105H66L67 106V104H65V103H63ZM122 104V103H121ZM127 104H125V105H127ZM132 104L133 103H131L130 105H131V107H134V105L132 106ZM153 104V103H152ZM158 104V103H157ZM178 104V103H177ZM256 104H257V106L259 107H257L258 108V110L256 111L255 110V106H256ZM100 105V104H99ZM138 105V103H136V106ZM209 105H212V104H209ZM208 105V106H209ZM18 106V105H17ZM163 106H164V104H163ZM162 106V107H163ZM16 107V106H15ZM155 107V106H154ZM154 107H153V109H154ZM136 108V107H135ZM156 108H157V105H156ZM155 108V109H156ZM164 108H166L165 106L163 107V109H161V113L163 114V111H165L167 114L168 113H170L171 111H172V109H170V108H168L167 110L168 111H166V109H164ZM201 108V107H200ZM223 108V107H222ZM263 108H264V102H263ZM98 109H100V110H98ZM133 109V108H132ZM154 109V110H155ZM205 109V108H204ZM206 109L208 110V108L206 107ZM205 109V110H206ZM154 110H153V112H154ZM41 111H42V109H41ZM48 111V110H47ZM86 111V110H85ZM87 111V112H88ZM101 111V112H100ZM201 111H202V109H201ZM221 111V112H220ZM84 112V111H83ZM94 112H96V113H94ZM86 113V112H85ZM159 113V112H158ZM195 113V112H194ZM204 113H205V111H204ZM27 114V115H28ZM83 114V113H82ZM132 114H134V112L132 113ZM198 114V113H197ZM201 114H203L202 112H201ZM200 114V115H201ZM262 114H264V113H262ZM13 115H15V116H13ZM17 115V116H16ZM89 115H91V114H89ZM95 115H94V117H95ZM166 115V114H165ZM196 115V114H195ZM207 115V114H206ZM248 115V117H247V124L246 125H244V121H245V119H246V116ZM261 115V114H260ZM84 116V115H83ZM158 116V115H157ZM157 116H156V119H157ZM161 116V115H160ZM187 116V115H186ZM193 117H192V121H201V125L203 124L204 126H208V130L209 129H212V126H211V128L209 127V121L206 123V121H204L203 120V118L205 119V117H201V116H199V117H197L198 115H196V116H194V114L192 115ZM27 117V116H26ZM26 117L25 118H23V119H21L22 121H21V125L22 126H25L26 124H25V122L24 121H26ZM90 117H92V115L90 116ZM184 117V116H183ZM183 117L181 118V119H178V118H173V120L171 121V124H169L166 128L167 129H170L171 127H174L175 126V128L176 127H181L182 128V130H181V132H180V134H179V136H178V139L176 140V141H173V140H171V141H169V143L170 144H172V146H177L178 148H179V146H180V143H181V140L183 139V138H185V137H187V136H189V138H190V141H192V143L190 144V145H188V146H184L183 148H181L180 147V151L182 152V154L185 152V156H186V158H192V160H191V162H196V167L195 168H193V171H186V170H183V171H181L180 169H178V171H177V175L175 174V175H173L175 172H170V174L169 173H167V175H165V174H163V175H161V176H157V179H162L161 181H163V179L164 178H166V176H167V178L165 179L166 181H168L167 183L172 187V186H174V187H177L179 190H181V191H185V192H192V195H195V197H196V195H197V197H198V194L199 193H201L200 191L202 190L201 189V185H200V183L203 181H207V182H210V183H215V182H217V183H219V182H221V181H219V180H221L222 178L219 176L220 174H216V172H215V164H210V165H208L207 166V168H208V170H205V168L204 169H202V168H199V165H198V163L199 162H202V161H204V160H209V159H211V158H209V157H204L203 156V154H202V152H200V150L202 149V150H204V151H208L211 147H212V142H213V140H214V137L213 136H211V135H209V133L208 132H205L204 134H199L198 133V128H193V127H189L188 126V123H183L182 121L184 120L183 119ZM20 118V117H19ZM82 118H84V117H82ZM162 118V117H161ZM85 119H86V116H85ZM90 119V118H89ZM164 120H165V117L163 118ZM183 119V120H182ZM208 119V118H207ZM256 119V118H255ZM78 120H79V118H78ZM83 120V119H82ZM82 120L80 121V122H82ZM109 119H107L106 121H108ZM158 120H160V118L158 119ZM213 120V119H212ZM86 121L88 122V118L86 119ZM91 121V120H90ZM101 121V120H100ZM113 121H114V119H113ZM157 121V120H156ZM161 121V120H160ZM211 121V120H210ZM214 121V120H213ZM232 121V120H231ZM102 122H104L105 123V121H102ZM147 122V121H146ZM150 122V121H149ZM153 122V121H152ZM158 122V121H157ZM162 122L163 121H161V124H162ZM33 123V122H32ZM40 123V124H41ZM47 123V122H46ZM45 123V124H46ZM49 123V122H48ZM59 123V122H58ZM78 123V122H77ZM108 123V122H107ZM137 123V122H136ZM154 123H153V125H154ZM160 123V122H159ZM34 124V123H33ZM36 124V123H35ZM61 124H59L60 126L59 127H62L63 128V126H61ZM88 124V123H87ZM90 124H93L92 123V121L91 122H89V126H90ZM131 124H133V126L134 127H132L131 126ZM137 124H139V122L137 123ZM142 124H143V127H144V123L142 122ZM147 124V123H146ZM158 124V123H157ZM163 124H164V122H163ZM221 124V123H220ZM30 125H32L31 123H30ZM78 125V124H77ZM81 125V124H80ZM156 125V124H155ZM154 125V126H155ZM165 125H166V123H165ZM216 125V124H215ZM27 126V125H26ZM25 126V127H26ZM142 126V125H141ZM148 126H149V123H148ZM69 128V127H67L68 129H69V131H67L66 130V128L64 129L63 128V130H62V128L61 129H58V132H57V137H59V138H57L58 140H56V139H54V140H56V141H54V142H52L51 143V145H50V143H49V145H50V151H51V153L53 154H51L50 152H49V154H51L52 156H50L52 159H53V157H54V155H66V156H69V155H72V154H74L75 153V151H76V149L78 150V151H80V149H82V148H80V149H78V148H76V147H79V146H81V145H79V146H77V143L75 142V141H73V140H71L69 143H67V144H65L64 143V141L62 142V138H64V137H66V136H68V137H70L69 135H74L75 134V130H70V129H72V128ZM135 127H136V129H135ZM139 127H140V125H139ZM139 127H138V130H139ZM143 127H141V128H143ZM151 127V126H150ZM164 127V126H163ZM246 127L247 128H249L248 130H246ZM80 128V127H79ZM78 128V129H79ZM127 128H122V130L124 131V130H126ZM141 128H140V130H141ZM56 129V130H55ZM149 129V128H148ZM147 128H146V130H148ZM162 129V128H161ZM137 130V131H138ZM140 130L138 131V132H140ZM246 130V131H245ZM262 130V129H261ZM32 131H34V130H32ZM56 131H57V128H54L53 129V132H55V134H56ZM80 131V130H79ZM121 131V130H120ZM81 132V131H80ZM116 132V131H115ZM119 132V131H118ZM122 132V131H121ZM124 132H126V131H124ZM178 132H179V130H178ZM35 133V132H34ZM84 133V132H83ZM111 133H114V131H111ZM117 133V132H116ZM127 133V132H126ZM130 133H127V134H130ZM142 133H144V131L142 132ZM141 133V134H142ZM150 133H151V131H150ZM33 134V133H32ZM121 135V133H118V135ZM126 134V135H127ZM152 134V133H151ZM78 135H80V133L78 134ZM117 135V134H116ZM135 135V134H134ZM153 135V134H152ZM155 135V134H154ZM6 136H8V137H6ZM76 136V135H75ZM125 136V135H124ZM158 136V135H157ZM157 136L155 135V137L157 138ZM161 135H159V139L158 140H160V137ZM257 136H255V137H257ZM67 137V138H68ZM127 137H130V136H127ZM136 138L138 137V138H140L141 140L142 139H144V138H146L147 139V137H148V135H144L143 137L140 135V136H135ZM150 137H152L151 135H150ZM8 138V139H7ZM49 138V137H48ZM67 138L65 139V140H67ZM71 138V137H70ZM81 138V137H80ZM80 138H78V140L80 139ZM126 138V137H125ZM131 138V137H130ZM133 138H134V136H133ZM22 138H19V140H21ZM52 139V138H51ZM52 139V140H53ZM72 139H74V138H72ZM127 139V138H126ZM148 139H149V137H148ZM46 140V139H45ZM119 140V139H118ZM118 140L116 141V142H118ZM123 140V139H122ZM132 140V139H131ZM145 140V139H144ZM68 141V140H67ZM120 141V140H119ZM124 141V140H123ZM135 141V140H134ZM165 141V140H164ZM245 141H247V139L246 140H244V143H243V149H240V151L241 150H245V148H246V143H245ZM122 142V141H121ZM127 142V141H126ZM128 142H129V139H128ZM163 142V141H162ZM79 143V142H78ZM119 143V142H118ZM123 144H124V142H122ZM134 142H133V140H132V142L130 141V144L129 145H131V147H130V153L128 152L127 153V151H126V153L129 155L130 154V156L129 157H131V158H129V159H132V160H134L135 162H137V163H139V162H141L142 163V165H144L145 163H146V161L147 160H149V159H147L146 160V156H149L150 154H151V152L149 151V150H144L145 148H143L142 149V145L140 146L139 144H137L136 145V143L135 144H133ZM157 143V142H156ZM161 143V142H160ZM166 144H164V142H163V147H161V148H164V146H166L167 145V142H165ZM122 144V145H123ZM31 144H29V146H30ZM161 145V144H160ZM240 145V146H241ZM121 146V145H120ZM126 146H127V144H126ZM159 146V145H158ZM30 147H32V146H30ZM49 147V146H48ZM128 147V146H127ZM149 147V146H148ZM147 147V148H148ZM167 147V146H166ZM165 147V148H166ZM33 148V147H32ZM39 148V147H38ZM124 148H125V146H124ZM146 148V149H147ZM153 148V147H152ZM213 148V147H212ZM211 148V149H212ZM239 148H241V147H239ZM34 149V148H33ZM85 149V148H84ZM121 148H119V150H120ZM154 149V148H153ZM32 150V149H31ZM118 150V149H117ZM123 150V149H122ZM125 150V149H124ZM128 150V149H127ZM84 151H86V150H84ZM121 151V150H120ZM119 151V152H120ZM118 152V151H117ZM123 152V151H122ZM180 152V153H181ZM78 153V152H77ZM80 153V152H79ZM244 153V152H243ZM243 153L241 154V156L243 155ZM46 154V153H45ZM44 154V155H45ZM48 154V153H47ZM76 154V153H75ZM81 154V153H80ZM79 154V155H80ZM107 154V153H106ZM120 154H122L121 152H120ZM240 154V153H239ZM81 156H82V154H81ZM84 156H85V154H84ZM106 156V155H105ZM108 156V155H107ZM124 156V155H123ZM127 156V155H126ZM240 156V155H239ZM238 156V157H239ZM243 156H245V154L243 155ZM243 156H242V158H243ZM38 157H40L41 158V156L39 155ZM43 157V156H42ZM48 157V156H47ZM46 157V159H48ZM58 157V156H57ZM104 157V156H103ZM102 157V158H103ZM141 157V158H140ZM144 157H145V159H144ZM23 158V157H22ZM28 158V157H27ZM33 158V157H32ZM35 158V157H34ZM33 158V159H34ZM81 158V157H80ZM82 158H85V157H83L82 156ZM127 158V157H126ZM148 158V157H147ZM240 158V157H239ZM244 158H246V157H244ZM248 158V157H247ZM15 159H17V157L15 158ZM31 159V158H30ZM32 159V160H33ZM57 159H59V158H57ZM65 159V158H64ZM64 159H62V160H64ZM77 159H79V158H76V160ZM125 159V158H124ZM128 158H127V160H129ZM241 159V158H240ZM18 160V159H17ZM16 160V161H17ZM36 160V159H35ZM41 160H42V158H41ZM43 160H45V159H43ZM42 160V161H43ZM54 160V159H53ZM80 160V159H79ZM84 160V159H83ZM107 160V159H106ZM137 160V161H136ZM242 160V159H241ZM246 160V162H247V159H245ZM244 160V161H245ZM12 161V160H11ZM14 161V160H13ZM29 161V160H28ZM48 162L49 161H51V160H47ZM65 161V160H64ZM81 161V160H80ZM85 161V160H84ZM109 161V160H108ZM129 161H131V160H129ZM240 161V160H239ZM259 161V159H257V162ZM263 162H264V159L262 160ZM34 162V161H33ZM53 162V161H52ZM82 162V161H81ZM248 162H250V161H248ZM247 162V163H248ZM256 162V161H255ZM256 162V163H257ZM15 164H16V162H14ZM19 163V162H18ZM29 163V162H28ZM38 163H39V161H38ZM43 163V162H42ZM70 163H73V160H72V162L70 161ZM69 163V164H70ZM75 163V162H74ZM131 163V162H130ZM236 162H234V164H235ZM242 163V162H241ZM241 163H239L238 162V164H240L239 166H241L242 164ZM252 163V162H251ZM251 163H250V166H251ZM260 163V162H259ZM20 164V163H19ZM30 164H32V163H30ZM33 164H36V163H33ZM40 165H42L41 163H39ZM47 165H48V163H46ZM45 164V162H44V165H46ZM50 164V163H49ZM76 164V163H75ZM78 164V163H77ZM132 164V163H131ZM229 164V163H228ZM244 164V163H243ZM249 164V163H248ZM248 164H247V166H248ZM258 164V163H257ZM261 165L263 164V163H260ZM37 165V164H36ZM39 165V166H40ZM73 164H70V166H72ZM80 165H82L83 166V164L81 163ZM79 164L78 165H76V166H80ZM138 165V164H137ZM226 165V164H225ZM224 165V166H225ZM231 165V164H230ZM237 165V163L235 164V166ZM244 165H246V163L244 164ZM264 165V164H263ZM14 166V165H13ZM16 166V165H15ZM21 166V165H20ZM28 166H30V165H28ZM76 166H73V167H76ZM141 166V165H140ZM148 166V165H147ZM217 166V165H216ZM229 166V165H228ZM247 166H245V167H247ZM250 166H248V167H250ZM258 166V165H257ZM31 167H32V165H31ZM42 167V166H41ZM44 167V166H43ZM48 167V166H47ZM81 167V166H80ZM141 167H143V166H141ZM149 168H150V166H148ZM226 167V166H225ZM237 167H238V165H237ZM244 167V166H243ZM243 167H241V168H243ZM262 167V166H261ZM144 168V167H143ZM206 168V169H207ZM221 168V167H220ZM219 168V169H220ZM18 169V168H17ZM16 169V170H17ZM34 169H38V165L36 166V168H34ZM40 170H43V169H41V168H39ZM145 169H146V167H145ZM210 169H213L211 172H207V171H209ZM218 169V170H219ZM234 170V173H235V171H236V173H238L239 171H237V170H240V167H239V169H237V170H235L234 168H233V165H232V168H230L229 170ZM20 170V169H19ZM18 170V171H19ZM32 170H33V168H32ZM224 170H226V169H224ZM223 170V171H224ZM243 170V169H242ZM3 171H5V170H3ZM3 171H0V173L1 172H3ZM21 171H23V169L21 170ZM203 171V173H201ZM222 171V170H221ZM221 171H219V172H221ZM24 172V171H23ZM22 172V175L24 174ZM183 172V173H182ZM206 172V173H205ZM218 172V173H219ZM225 172V171H224ZM233 172V171H232ZM18 173H20V172H18ZM205 173V174H204ZM226 173V172H225ZM235 173V174H236ZM53 174V173H52ZM227 174H229L230 175V172L229 173H227ZM1 175V174H0ZM47 175V174H46ZM28 176H29V173H28ZM142 176V175H141ZM181 176V177H180ZM222 176H225L224 174H222ZM234 176V175H233ZM19 177H20V174H19ZM51 177V176H50ZM53 177V176H52ZM178 177V178H177ZM199 177H200V179H199ZM1 178V177H0ZM25 178V177H24ZM139 179L140 177H136V179ZM146 178V177H145ZM230 178V177H229ZM232 178V177H231ZM234 178V177H233ZM232 178V179H233ZM29 179V178H28ZM144 179V178H143ZM156 179V180H157ZM159 179V180H160ZM193 179H195L192 183L190 182L191 180H193ZM225 179V178H224ZM30 180V179H29ZM158 180V181H159ZM223 180V179H222ZM227 180V179H226ZM229 180V179H228ZM231 180V179H230ZM26 181V180H25ZM143 181V180H142ZM224 181V180H223ZM222 181V182H223ZM1 182V181H0ZM18 182V181H17ZM21 183L22 182H24V180H23V177L21 178V181H20ZM19 183V182H18ZM26 183H27V181H26ZM47 183V182H46ZM158 183V182H157ZM261 183V182H260ZM259 183V184H260ZM1 184V183H0ZM257 184V183H256ZM17 185V184H16ZM194 185H196V187L197 188H195L194 190H192V188L194 187ZM211 185V184H210ZM224 185V184H223ZM252 185H254V184H252ZM252 185H250L251 187H252ZM261 185V184H260ZM18 186V185H17ZM20 186V185H19ZM24 186V185H23ZM207 187H210L208 184L206 185ZM219 186H221V184L219 185ZM264 186V184L262 185V187ZM204 188H206L205 186H203ZM250 187V188H251ZM255 187H259V186H255ZM262 187H259V189H257L256 188V190L258 191V190H260V188H262ZM53 188V187H52ZM111 188V187H110ZM212 188V187H211ZM220 188H222V187H220ZM219 188V189H220ZM47 189H49V188H47ZM207 189V188H206ZM206 189H203V191H205ZM215 189V188H214ZM217 189H218V187H217ZM218 189V190H219ZM254 189V188H253ZM50 190H51V188H50ZM47 191H49V190H47ZM108 191V190H107ZM124 191L126 192V188L124 189ZM211 192V190H210V188H208L207 189V191H205L204 193H206L207 194V192ZM253 191V190H252ZM251 190L249 191V192H247L248 194H250L249 196H251V197H254V193L252 192ZM264 191V190H263ZM262 191V192H263ZM246 192V191H245ZM119 193V192H118ZM189 193V194H190ZM203 193V192H202ZM246 193V194H247ZM105 194V193H104ZM108 194V193H107ZM112 194H114V193H112ZM116 194V193H115ZM123 194V193H122ZM245 194V193H244ZM248 194H247V196H248ZM257 194H260V193H257ZM264 193H261V195H263ZM191 195V196H192ZM213 195V194H212ZM240 195H241V193H240ZM240 195L238 196V195H236V197H239V199L243 196V194H242V196L240 197ZM104 196V195H103ZM190 196V197H191ZM202 196H203V194H202ZM202 196H199V197H202ZM235 196V195H234ZM107 197V196H106ZM121 197V196H120ZM233 197V196H232ZM244 197V196H243ZM246 197V196H245ZM245 197L243 198V199H245ZM251 197L249 198V197H246V199H245V204L247 205V206H253V204L255 203V202H252V199H251ZM117 198H118V196H117ZM193 198V197H192ZM249 198V199H248ZM233 199V198H232ZM234 199H235V197H234ZM238 199V198H237ZM242 199V200H243ZM259 199V198H258ZM258 199H257V201H258ZM191 200V199H190ZM198 200V199H197ZM63 202H64V204H65V201L67 202V200H62ZM70 201V200H69ZM124 201H126V200H124ZM236 201V200H235ZM238 201V200H237ZM241 201V200H240ZM240 201H238V202H240ZM254 201H255V199H254ZM193 202V201H192ZM237 202V203H238ZM243 203H244V201H242ZM260 202V201H259ZM70 204V203H69ZM118 204H119V202H118ZM121 204V203H120ZM123 204V203H122ZM169 204V203H168ZM200 204V203H199ZM259 204V203H258ZM258 204H256V205H258ZM197 205V204H196ZM120 206V205H119ZM170 205H168V207H169ZM172 206V205H171ZM200 206V205H199ZM198 206V207H199ZM247 206H245V207H247ZM255 206V205H254ZM253 206V207H254ZM261 206H262V203H261ZM127 207V206H126ZM144 206L143 205H140L138 208H143ZM197 207V206H196ZM117 208H119V207H117ZM116 208V209H117ZM121 208V207H120ZM124 208V207H123ZM248 208V207H247ZM250 208V207H249ZM255 208V207H254ZM254 208H252V209H254ZM259 208V207H258ZM128 209V208H127ZM2 210V209H1ZM5 210H6V208H5ZM4 210V211H5ZM8 210V209H7ZM121 210V209H120ZM125 210V209H124ZM124 210L122 209V211L124 212ZM130 210V209H129ZM3 211V212H4ZM203 211V210H202ZM5 213H7V212H5ZM3 214V213H2ZM208 214H209V211L207 212H204L202 215L201 214H199V215H201V216H199L200 218H199V221L197 220L195 223H193V225H188V227H186V228H183L184 230H181L178 234H177V236H175V238L173 237L175 234H173V232H172V230L168 233V231L167 230H164V227H166L165 225H164V227L163 226H160L159 225V222L157 223V221H152L151 223H149V222H147V218H145L144 220H141L140 222H139V226H142V227H145V228H150L149 230H152L151 232H153L154 233V231L156 230V231H158V232H162L161 234H158V232L157 233H155V234H153V233H151V235L152 236H149V232H144L143 234H142V236H137L136 237V239H135V244L136 245H134V247H135V250H136V248H137V250H140L139 248H140V246H142V249L143 248H145V249H147L146 251H144V250H142L141 252V254H140V256H142V257H145V256H147L148 258L149 257H154L152 254L154 253L151 249L152 248H150V247H152V245H157L158 247H160V249H162L164 246L166 247V246H168V241H170L169 243L172 245V246H174L175 244H176V242L177 241H180L181 240V238H183V239H191L190 241H191V243L194 245V246H196V245H201L202 243H203V241H204V238L202 237L203 235L202 234H200L199 232V229H201L202 228V225H206V223H204L205 221H206V219H207V216H208ZM118 215H119V213H118ZM128 215V214H127ZM126 216V215H125ZM160 216V215H159ZM159 216L157 217V218H159ZM120 218H121V216H119ZM123 218V217H122ZM161 218V217H160ZM197 218V217H196ZM198 219V218H197ZM193 219H191V221H192ZM212 220H214V219H212ZM228 220V219H227ZM194 221H195V219H194ZM193 221V222H194ZM220 222V221H219ZM218 222V219H217V221H215L214 220V222L212 223V222H209V226L207 227V229L208 228H212V227H214L215 225H216V223H219ZM235 222V221H234ZM241 222V220H236V225H235V227H234V229L232 230V232H231V237H228V239L226 238V239H224V240H222L221 242H220V244L217 246V247H220L221 249H223V250H226V249H228V248H230L231 249V247H234V245H235V242H237V241H240V237H241V231H242V229H241V227H238V224ZM146 223H147V225H146ZM161 223V222H160ZM204 223V224H203ZM221 223V222H220ZM230 223H233V221L232 222H230ZM208 224V223H207ZM228 224V223H227ZM19 225V224H18ZM175 225V224H174ZM231 225H233V224H231ZM110 225L108 224V228H110L109 227ZM172 226H173V224H172ZM178 226V225H177ZM217 226H219V224L217 225ZM230 226V225H229ZM228 226V227H229ZM234 226V225H233ZM262 226V225H261ZM261 226L259 225V227L261 228ZM238 227V228H237ZM77 228H79L78 226H77ZM168 228H170V227H168ZM180 228V227H179ZM263 228H264V226H263ZM262 228V229H263ZM6 229H8V228H6ZM105 229V228H104ZM173 229V228H172ZM107 230V229H106ZM177 230H178V227H177ZM227 230H228V228H227ZM226 230V231H227ZM5 231V230H4ZM23 231V230H22ZM29 231V230H28ZM104 231V230H103ZM175 231V230H174ZM221 231V229L219 230V232ZM229 231H230V229H229ZM228 231V233H230ZM244 231V230H243ZM246 231V230H245ZM264 231V230H263ZM262 231V232H263ZM10 232H12V231H10ZM14 232V231H13ZM33 232V231H32ZM215 232H218V231H215ZM218 232V233H219ZM222 232V231H221ZM9 233V232H8ZM3 234V235H0V247L2 248L5 244H7V245H10V242H15L17 245L19 244L18 242H20V241H23L25 238H24V233H22L23 235H21V237H19L18 239H16V241H15V236H13V238L12 237H10V234ZM29 233V232H28ZM31 233V232H30ZM36 233V232H35ZM34 233V234H35ZM102 233V232H101ZM175 233V232H174ZM177 233V232H176ZM206 233H209V232H206ZM248 233V232H247ZM25 234H27L26 232H25ZM103 234V233H102ZM101 234V235H102ZM107 233L105 232V235H106ZM111 234V233H110ZM127 234V233H126ZM141 234V233H140ZM173 234V235H172ZM226 234V233H225ZM12 235V234H11ZM14 235H15V233H14ZM18 234H16V236H17ZM31 235V234H30ZM36 235V234H35ZM99 235V234H98ZM108 235V234H107ZM112 235V234H111ZM125 235V234H124ZM132 235V234H131ZM136 235V234H135ZM220 235H222V233L220 234ZM229 235V236H230ZM27 236H29V235H27ZM39 236V235H38ZM219 235L217 234V237H218ZM226 236H228V235H226ZM29 237H31V236H29ZM102 237V236H101ZM109 237V236H108ZM121 237V236H120ZM167 237H168V239L170 238L171 240H167ZM190 237V238H189ZM216 237V238H217ZM259 237V236H258ZM72 237H70V239H71ZM77 238V237H76ZM83 238H85V237H83ZM83 238H81L82 240H84ZM221 238V237H220ZM33 239H34V237H33ZM32 239V240H33ZM78 239V238H77ZM103 239V238H102ZM219 239V238H218ZM217 239V240H218ZM31 240V239H30ZM37 240H40V239H37ZM58 240V239H57ZM69 240V239H68ZM66 241V242H69V241ZM104 240V239H103ZM106 240L108 241L109 239H107L106 238ZM114 240V239H113ZM50 241V240H49ZM73 241V240H72ZM77 242H78V240H76ZM110 241H112V240H110ZM110 241H109V245L111 244L110 243ZM133 241V240H132ZM214 241V240H213ZM27 242H29V241H27ZM80 242H82V241H80ZM84 242V241H83ZM116 242V241H115ZM131 242V241H130ZM14 243V244H15ZM35 243H37V242H35ZM41 243V242H40ZM51 243V242H50ZM54 243V242H53ZM70 243H71V241H70ZM105 243H107V242H105ZM104 243V244H105ZM132 243V242H131ZM150 243V244H149ZM190 243V242H189ZM190 243V244H191ZM211 243H214V242H211ZM20 244H22V242L20 243ZM19 244V246H22V245H20ZM42 244V243H41ZM69 244V243H68ZM75 244V243H74ZM81 244V243H80ZM108 244V243H107ZM134 244V243H133ZM147 244H149V245H147ZM204 244V243H203ZM210 244V243H209ZM237 244H239V243H237ZM31 245V243H29V246ZM36 245V244H35ZM38 245H39V243H38ZM187 245H188V242H187ZM207 245V244H206ZM205 245V247H209V246H206ZM28 245L26 244V247H27ZM32 246V245H31ZM42 246V245H41ZM48 246V245H47ZM51 246V245H50ZM72 246V245H71ZM144 246V247H143ZM150 246V247H149ZM191 246V245H190ZM25 247V246H24ZM107 246H104V248H106ZM109 247V246H108ZM114 247H115V244H114ZM117 247V246H116ZM130 247V246H129ZM192 247V246H191ZM199 247V246H198ZM237 247H239V245H237ZM264 247V246H263ZM21 248V247H20ZM71 249H72V247H70ZM75 248V247H74ZM112 248H113V246H112ZM111 248V249H112ZM154 248V247H153ZM173 248V247H172ZM171 248V250H174V249H172ZM174 248H176V247H174ZM183 248V247H182ZM187 248V247H186ZM204 248V247H203ZM240 248V247H239ZM237 249V251H245V247H244V249H242V248H240V249ZM70 249V250H71ZM116 249H118V248H116ZM115 249V250H116ZM125 249V248H124ZM166 249V248H165ZM164 249V250H165ZM184 249H185V247H184ZM198 249V248H197ZM206 249V248H205ZM215 249H216V247H215ZM242 249V250H241ZM70 250H69V252H70ZM109 250V249H108ZM123 250V249H122ZM121 250V251H122ZM154 250V249H153ZM163 250V249H162ZM161 250V251H162ZM170 250V251H171ZM179 250L181 251V249H180V247H179ZM52 251H54V250H52ZM83 251H86V250H83ZM110 251V250H109ZM121 251H120V253H121ZM124 251H126V249L124 250ZM176 251V250H175ZM177 251H178V249H177ZM214 251V250H213ZM56 252V251H55ZM54 252V253H55ZM82 252V251H81ZM106 252V251H105ZM119 252V251H118ZM153 252V253H152ZM45 253V252H44ZM84 253V252H83ZM117 253V252H116ZM120 253H118L119 255H121ZM182 253V252H181ZM184 253V255H186L185 254V252H183ZM183 253H182V255H183ZM209 253V252H208ZM234 253H236V252H234ZM71 254H73V252L71 253ZM70 254V255H71ZM97 254V253H96ZM160 255H162V253H159ZM168 254V253H167ZM166 254V255H167ZM172 254H174V253H172ZM176 254V253H175ZM262 255H263V253H261ZM51 255V254H50ZM56 255H58V254H56ZM85 255V254H84ZM98 255V254H97ZM139 255V254H138ZM158 255V254H157ZM170 255H171V252H170ZM183 255V256H184ZM228 255H230V254H228ZM262 255H258V256H260L261 258H262ZM75 256V254L72 256V257H74ZM95 256V255H94ZM164 256V254L162 255V257ZM168 256H169V254H168ZM176 256V255H175ZM177 256H178V254H177ZM179 256H180V254H179ZM183 256H182V259H183ZM187 256H188V254H187ZM67 257V256H66ZM78 257V256H77ZM80 257V256H79ZM82 257V256H81ZM80 257V258H81ZM88 257V256H87ZM86 257V258H87ZM100 257H102V255L100 256ZM141 257V258H142ZM172 257V256H171ZM181 257V256H180ZM192 257V256H191ZM223 257V256H222ZM221 257V258H222ZM4 258H5V254H3L2 252H0V262L1 261H3L4 260ZM43 258V257H42ZM56 258V257H55ZM76 258V257H75ZM92 258V257H91ZM138 258V257H137ZM140 258V259H141ZM158 258H160V257H158ZM164 258H165V256H164ZM175 258V257H174ZM187 258H189V257H187ZM231 258V257H230ZM44 259V258H43ZM51 259H52V257H51ZM54 259V258H53ZM60 259H61V257H60ZM63 259V258H62ZM84 259V258H83ZM96 259H98V258H96ZM150 259V258H149ZM163 258H161V260H162ZM177 259V258H176ZM178 259H179V257H178ZM180 260V262L181 261H186L185 260V258L183 259V260ZM192 259V258H191ZM219 259V258H218ZM223 259V258H222ZM221 259V260H222ZM225 260H227V258H224ZM256 259H260L259 257L258 258H256ZM78 260H79V258H78ZM77 260V261H78ZM81 260H82V258H81ZM91 260V259H90ZM93 260V259H92ZM138 260V259H137ZM137 260H134V261H136L137 262ZM142 260V259H141ZM164 260V259H163ZM196 260H199L198 258L196 259ZM220 260V261H221ZM232 260V259H231ZM255 260V259H254ZM264 260V259H263ZM53 261V260H52ZM56 261H59V259L57 260L56 259ZM80 261V260H79ZM78 261V262H79ZM134 261L133 262H130L129 264H134ZM139 261V260H138ZM176 261V260H175ZM199 261H201V259L199 260ZM224 261V260H223ZM233 261V260H232ZM258 261V260H257ZM256 261V262H257ZM4 262V261H3ZM84 262V261H83ZM142 262V261H141ZM179 262V261H178ZM191 262V261H190ZM193 262V261H192ZM198 262V261H197ZM222 262V261H221ZM220 262V263H221ZM228 262H229V258H228ZM56 263V262H55ZM61 263V262H60ZM69 263V262H68ZM70 263H72V262H70ZM69 263V264H70ZM182 263V262H181ZM180 263V264H181ZM218 263V262H217ZM216 263V264H217ZM224 263H227L226 261L224 262ZM230 263H231V261H230ZM1 264V263H0ZM8 264V263H7ZM24 264V263H23ZM58 264V263H57ZM74 264V263H73ZM79 264V263H78ZM81 264V263H80ZM85 264V263H84ZM88 264H90V263H88ZM139 264H141V263H139ZM178 264V263H177ZM185 264H188L187 262L185 263ZM193 264V263H192ZM204 264V263H203ZM213 264V263H212ZM221 264H223V263H221ZM228 264V263H227ZM231 264H233V263H231Z\"/></svg>",
  "mask_w": 264,
  "mask_h": 264
},
{
  "label": "water",
  "instance_id": "3",
  "mask_svg": "<svg viewBox=\"0 0 264 264\" xmlns=\"http://www.w3.org/2000/svg\"><path fill=\"white\" fill-rule=\"evenodd\" d=\"M232 114H229V125L231 126L232 130L235 131L234 133H230V139L233 138V140L236 142V143H242V137H241V134H240V130H241V126H240V123L238 122L237 118L236 119H232V116H230ZM232 120V121H231ZM244 125H246V119L244 121ZM224 128L223 126L221 125H217L216 127H214L212 130L210 129V131L212 133H216V134H223L224 135V132H223V129ZM175 247H186L187 246V249H186V253L187 254H190V256H192V258L194 259L193 261V264H197V261H195V259L198 257V253H199V250L198 249H190V247L187 245V240L186 239H183L181 238L180 241H177L176 244L174 245ZM237 247L236 245H234V247H231L226 249V250H223L221 249L220 247H217L215 251H213V254L214 255H217L219 257L221 256H224L228 251H237L236 250ZM167 252H170V245L168 244L167 246V249H166ZM245 254V251H237V256H242ZM141 264H144V263H141Z\"/></svg>",
  "mask_w": 264,
  "mask_h": 264
}]
</instances>
